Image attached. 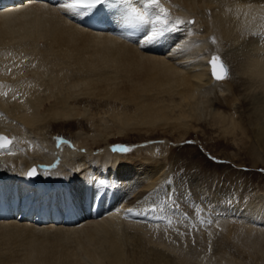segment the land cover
I'll use <instances>...</instances> for the list:
<instances>
[{
    "label": "bare ground",
    "instance_id": "obj_1",
    "mask_svg": "<svg viewBox=\"0 0 264 264\" xmlns=\"http://www.w3.org/2000/svg\"><path fill=\"white\" fill-rule=\"evenodd\" d=\"M143 3L144 0H132V5L141 11ZM160 5L167 9L172 28L160 45L143 49L130 42L134 39L117 33H95L79 27L74 20L76 16L66 14L58 6L19 4L0 8V49L4 51L0 53V60H17L19 63L23 59L31 60L17 71L8 72L9 67L0 71V135L12 140L9 147L0 149V166L7 165L11 170L8 175L0 176V190L24 189L25 183L39 186L40 182L31 183L26 175L31 167L37 168L45 181L58 178V173L61 178L75 179L73 186L78 191L75 190L76 197L80 198L84 193L94 191L89 186L95 182L111 185L102 200H90L79 214L80 217L86 215L90 221L84 219L85 222L75 226L0 221V252L19 250L21 253L14 257L0 253V264H127L119 240L121 234L130 238L137 234L139 248L148 243L155 244L152 237L159 241V235L164 241L182 239L172 232L182 230L179 218L185 217L179 215L173 204H168L165 211L156 208L155 212L144 213L139 218L142 210L154 209L162 202L163 187L156 184L161 178L153 179L162 167L156 158H143V152H138L139 160L130 161L123 157L134 156L135 152H113L114 147H124L114 140L113 130L118 128L119 137L142 135L138 137L140 140H156V135L170 131L175 133L174 136L186 139L190 136L192 123L200 122L197 113L209 103L211 98H206L209 91L215 92L211 119L233 137L238 130L246 131L239 119L235 120V114L245 106L246 99L233 109L230 99L223 95L231 90L235 96L243 82L260 86L264 93V52L260 54L257 42H253L258 41L264 46V38L258 36L264 28V0H231L225 6L213 0H160ZM151 11L158 12V9ZM186 18L194 23H189ZM177 20L182 23L176 25ZM211 34H216L220 45L234 38L232 50L221 54L217 49H208L207 39ZM41 41H44L42 46ZM213 55L236 64L245 59L243 79H233L231 89L224 81L213 79L209 65ZM50 56L54 59L46 65ZM29 72L31 76L26 77ZM77 91L78 96H74ZM94 97L103 110L94 112L86 108L92 122L88 129L83 122L86 114L81 117L79 106L95 102ZM63 125L78 126L75 144L70 145L71 142L52 132ZM45 134L48 143L44 141L46 137L42 138ZM85 146L87 150L83 152ZM154 159V164L145 163ZM56 170L58 173L54 174ZM144 175L148 177L147 182H151V188H155V184L158 187L147 193L145 191L150 187L140 191L142 188L138 187ZM6 176L14 177L16 181H6ZM171 183L174 182L171 180ZM168 185L167 188L172 189V185ZM191 187H186L191 194H200L198 189L193 191ZM48 191L49 197L53 196L54 192L47 188L40 191L45 200ZM154 196L161 201H154ZM260 201L259 206H264V195ZM38 204L36 202L32 208L39 209ZM94 205L100 210L96 220L90 215ZM136 205L131 214L129 208ZM120 211H124L128 219H144L143 227L151 231L147 237H144L146 229L136 222H127L129 220L124 219ZM168 213L177 216L171 218ZM261 214L263 217L251 218L250 223L264 224V213L261 211ZM148 217L149 222L146 221ZM221 225L222 222L217 221V226ZM158 249L154 248L153 260L148 262L161 264L162 258L168 256ZM190 253L196 254L192 250ZM187 257H183L185 264L196 263L197 258L195 262L192 258L190 263Z\"/></svg>",
    "mask_w": 264,
    "mask_h": 264
},
{
    "label": "rangeland",
    "instance_id": "obj_2",
    "mask_svg": "<svg viewBox=\"0 0 264 264\" xmlns=\"http://www.w3.org/2000/svg\"><path fill=\"white\" fill-rule=\"evenodd\" d=\"M213 1L225 6L229 4L231 0ZM186 20L190 21L188 18H186ZM215 35L216 34H211L208 36V49H217L216 51H219L221 54H225L232 50L231 45L235 42L234 38L220 45ZM258 36L264 38V28L263 30L261 29ZM213 40L216 41L215 44L212 43ZM253 42L255 44L257 42L260 54H262L264 52V46L261 44L263 43L260 44L255 40H253ZM42 45H44V41L40 42V46ZM3 52V50L0 51V53ZM53 59L54 58L50 56L45 64H50ZM220 59L226 63L229 69L227 79L222 80V82L224 81L227 83L229 86L228 88L231 89V85L233 84L232 80L239 81L244 76L243 68L246 67L244 66L245 59L239 64L232 61L229 62V60L223 57H220ZM18 63L17 60L13 62L0 60V71H5L7 67L10 69L8 72L17 71V69L22 68L25 64L31 63V60L23 59L22 62H20L22 65L19 63L20 66ZM12 65L13 67H11ZM29 76H31V72H29L26 77ZM47 79L48 77L45 78V80ZM256 87L244 84L243 82V84H240V91L235 95L236 97L233 96L231 90L225 91V95H223L230 99L229 101L232 102L231 106L233 109L238 107L243 98L247 101L246 104H244L245 106L239 108L237 114H235L236 122L239 119L238 122L246 129L244 132L238 130L236 132L237 137L224 133L217 122L211 119L210 112L215 106H211L215 97V92L209 91L208 94H206V98H211L208 99L210 107L208 104H205L206 107H204V110H200L205 112L199 111L197 113L200 122L192 123L193 126L189 130L190 136L186 138L187 140L178 135L174 136L175 133L171 131L167 134L161 132L162 134L156 135L157 139L152 141L147 139L140 140L138 139L140 135L136 134L119 137L117 134L118 128H114L113 137L115 141H118L117 144L129 148L131 152H135L134 156H129L128 158L123 157L125 161H127V159H129V161L132 159L139 160L138 152H143L141 155L143 158H156L159 160L158 165L162 167V170L153 178H161L159 179L160 182L158 183V180L156 184L158 186L162 185L163 187L161 192L162 202L159 203L161 198L159 199L158 196H154V201L156 200L157 203H159V205H157L158 207L145 211L142 210L139 218H141L144 213L151 211L155 212L156 208L165 211L168 208V204H173L176 210H178L177 206L184 209L189 207L192 208L191 212H188L192 218L190 221L187 218H179V226L185 234L175 233L174 236L177 238L182 237V239L177 240L176 238H170V240L164 241L161 240V236L159 235V241H157L158 238L154 239V237H152V241L153 243L156 241V245L148 243L139 248L137 247L139 240L137 234L134 235L136 236V241L134 240V236L130 238L126 234H121L122 237L119 236V240L121 246H123L122 250L127 264H131L133 260L135 264H159V262L147 261L153 260L152 255L154 253V248H161L160 251L168 255L166 258H162L160 261L161 264H181L182 262V264H185L183 261L184 255H188L190 258L187 257L189 262L192 258V261L195 262L197 258L194 264H202V261H209L211 264H264V224L259 221H252L250 223L251 218H261L263 217L261 211L264 213V206H259L261 195H264V99L261 98V95L264 96V93L262 94L261 92L263 88L260 86ZM76 95L78 96V91L74 96ZM219 95L221 94L218 93V96ZM96 99L97 98L94 97L95 102L91 103L92 105L90 103H83L79 106L81 117L86 114V117L83 118V122L88 129L91 127L92 122L90 118H88L89 113H87L86 110L90 109L94 112L97 110H101L102 112L103 110L102 107L98 106L99 103ZM224 104H226L225 101ZM199 113H201V115ZM74 125H76V123ZM47 131L48 130H46L45 133ZM78 131V126L70 127L63 125L52 132L57 137L63 136L60 138L71 142L69 144L72 145V142L74 144L76 142L75 138L78 135ZM98 134L103 137L102 132ZM140 137H142V135ZM42 138L43 140L45 138V143L49 142L46 134L43 135ZM30 148L32 152L33 148ZM85 150H87V147L84 148L83 152ZM147 150H152L153 152ZM156 159L145 163L154 164L156 163ZM147 179L148 177L144 175L140 187H138L142 188L140 191L150 187L151 182H147ZM171 180L175 184H172ZM156 184L155 188L158 187ZM168 184L172 185V189L167 188L169 186ZM186 185L192 186L191 189L193 191L198 189L200 194H191L189 188H186ZM155 188L152 186V188L150 187L145 192L147 193ZM147 195L149 196L150 194L148 193ZM124 196L125 195H123V197ZM193 197L199 201V203H193L195 206H192L191 202ZM136 207L137 205L129 208L131 214H133L132 210H136ZM169 207L171 208L172 205ZM120 212L119 213L122 215V211ZM181 213L182 212L179 211V215L183 217L184 213ZM238 213L242 214V218L239 221L233 222V217ZM168 216L173 218V216L176 217L177 214L172 215L168 213ZM128 220L127 222L130 223L132 221V224L136 222V225H141V228L146 229V231H144V237H147L148 233L151 232L150 228L147 229V227H143L145 223L144 219L134 221L131 219ZM217 221L222 222L221 227L217 226ZM204 222L205 224H203ZM255 222L260 224V226H256ZM149 226L155 225H148V227ZM129 233L131 232L129 231ZM184 245H186L185 247L187 248H184ZM181 250H183V252ZM191 250L193 252L195 251L196 254L192 255L190 253ZM0 253L6 257H14L21 254L19 250ZM157 253L164 256V254ZM178 253H180L179 257H177ZM181 255L183 257H181ZM200 255L205 257L199 259ZM212 261H214V263Z\"/></svg>",
    "mask_w": 264,
    "mask_h": 264
},
{
    "label": "snow or ice",
    "instance_id": "obj_3",
    "mask_svg": "<svg viewBox=\"0 0 264 264\" xmlns=\"http://www.w3.org/2000/svg\"><path fill=\"white\" fill-rule=\"evenodd\" d=\"M113 3L124 5L123 27L133 30L131 33L125 32V34L136 36L137 38L130 42L136 43L142 49L160 45L166 33L172 28V25L168 23V11L161 7L160 0H144L143 11L132 5V0H59L58 7L71 16L88 17L92 22L106 23L111 22L110 13L106 9L111 8ZM150 9H158V12H150ZM181 23L179 20L175 21L176 25ZM189 23H194V21H189ZM215 42V40L212 41L214 44ZM209 65L213 79L217 81L227 79L228 70L219 55H213L209 60ZM10 143L11 141L7 137L0 136V149L7 148ZM112 151L127 153L130 149L114 147ZM36 174L37 170L33 168L27 175L32 177ZM89 187L94 189L91 196L92 200L95 201L97 198L106 196L111 185L99 181Z\"/></svg>",
    "mask_w": 264,
    "mask_h": 264
}]
</instances>
